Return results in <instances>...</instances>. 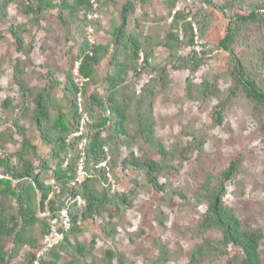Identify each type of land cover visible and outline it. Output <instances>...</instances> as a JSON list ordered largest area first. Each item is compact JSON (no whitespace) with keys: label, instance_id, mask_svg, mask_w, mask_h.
<instances>
[{"label":"trees","instance_id":"16d2710c","mask_svg":"<svg viewBox=\"0 0 264 264\" xmlns=\"http://www.w3.org/2000/svg\"><path fill=\"white\" fill-rule=\"evenodd\" d=\"M149 1L124 0L121 4L120 0H100L95 9L90 0H18V9L27 21L11 25L9 34L22 57L12 64V83L17 88L20 102L16 103L14 98L0 100V149H4L7 142L14 144L15 135L21 136L23 141L20 150L0 157V170L8 177L0 183V264L16 259L24 248L28 249L24 264L36 260L37 253L43 248V237L48 232V224L39 218V213L45 209L50 196V213L57 212L78 197L83 203L70 206L72 225L65 241L42 257L41 264H81L92 256L97 242L93 240L87 244L79 238L89 232L92 223L100 224L102 234L116 242L118 230L110 226L116 218L125 216L134 208L135 193L113 192L108 173L112 180L118 169L144 173L151 188L165 195L160 176L175 169L172 164L176 159L182 158V164L187 160V154L203 148V143L193 136L188 147L180 145L173 151L166 150L155 137V121L151 113L153 103L146 112L140 110L143 101L154 96L153 87L167 81L168 67L190 72L185 89L188 100L198 99L202 104L217 101L211 111V120L216 126L223 125L233 99L244 96L259 115V129L264 141V90L258 82V77L264 75V0H232L222 4L216 0H196L204 6L196 14L176 12L179 0H163L172 21L162 39L145 36L143 22L136 18L138 8L143 10ZM13 2L0 0V41L5 40L1 26ZM205 8H212L229 20L226 36L218 48L229 55L230 70L225 75L203 76L202 84L196 89L193 76L204 67L207 55L195 49L189 56H180V53L196 46L195 25L200 38L205 39L212 23ZM106 9L108 12L115 10L118 16L108 29L104 25L108 17ZM94 14L96 18L90 19L89 16ZM51 17H56L61 26L64 43L73 44L65 53L69 57L67 68L62 70L65 80H57L54 72L48 71L43 76L45 86L34 91L31 86L27 87L25 77L29 76V68H36L31 57L36 34H49L50 30L44 24ZM90 29L94 31L95 45L90 42ZM254 32L258 37L256 41L250 39ZM43 41L42 50L47 51L46 41ZM239 45L251 47V68L237 56L235 48ZM158 48L169 51L162 67L154 62ZM141 55L144 56L142 65L139 64ZM109 56L107 72L100 76L98 68ZM77 62H81V75L90 80L82 92L83 113L77 98L79 86L73 76ZM3 66L0 64V92L6 75ZM40 67L47 69L45 65ZM131 72L137 78L142 72L156 74L151 81L153 87H145L139 95L136 92L127 95ZM222 79L230 84L227 90L220 88ZM99 84L103 93L96 90L90 94V87ZM58 91L60 96L55 93ZM84 114L91 120L84 136L89 142L85 148L87 178L82 185L74 187L72 181L78 176L80 159L79 144L84 137L73 135L79 130ZM27 118H31L43 143L52 146L49 159L42 158L38 147L25 136L27 128L22 122ZM133 122L137 128L129 129ZM10 125L15 130L14 135L8 128ZM137 139L156 151L160 161L153 160L144 145L139 148L141 157H136L131 142ZM244 159V154L236 157L220 173L200 184L194 205L206 209L192 232L193 237L200 238L201 242L191 254L189 264H218L224 258H227L225 264H262L264 230L245 228L242 218L225 203L228 189L239 176ZM67 160L69 165L65 167ZM104 162H107V168L100 167ZM46 177L51 184H47ZM174 196L189 201L183 192H174ZM214 233L217 234L215 237L212 236ZM7 239H12L11 251L5 248ZM160 248L154 264H169L171 257L166 248L163 245ZM232 248L238 250L237 256H231ZM64 255L70 260L63 262ZM102 264H125V260L114 250L107 249Z\"/></svg>","mask_w":264,"mask_h":264},{"label":"rangeland","instance_id":"374dc122","mask_svg":"<svg viewBox=\"0 0 264 264\" xmlns=\"http://www.w3.org/2000/svg\"><path fill=\"white\" fill-rule=\"evenodd\" d=\"M216 1L218 4H222L232 0ZM120 3H124V0H120ZM18 8V0H14L8 11L9 15L1 26L5 40L0 41V64H4L6 72L1 83L3 89L0 92V100L14 98L16 103L20 102V97L17 88L12 83V64L22 57L16 51L15 43L9 34V28L11 25L27 21ZM201 8L204 6L196 0H179L176 12L196 14L202 10ZM114 11L111 9L108 12L106 9L108 17L105 19L104 25L107 29L112 25L113 19L116 20L118 17ZM205 11L212 21L205 39L200 38L195 25L196 46L183 49L180 53V56H189L195 49L197 52L207 55L204 67L193 76L196 89L202 84L203 76L208 74L225 75L230 70L229 55L218 48L219 42L226 36L229 20L212 8H205ZM136 18L143 22L145 36L155 38L159 36L160 39L164 37L172 21L163 0H150L143 10L139 7ZM56 19V17H51L44 24L50 30L49 34L40 32L34 39L35 50L31 57L39 65H35L36 68H29V76L25 77L27 87L31 86L34 91H40L44 87L42 82H45L43 80L45 78L43 76H46L48 71L54 72L53 75L57 79L65 80L62 70L67 68L69 59L65 53L73 44L72 42L64 43L61 38L62 28ZM257 38V33H252L250 39L256 41ZM43 40L46 41L44 45L47 51L42 50ZM28 41L31 39L28 38ZM250 50L251 47L247 45H239L235 48L237 56L249 68H251L252 61ZM110 57L100 64L98 68L100 76L106 74ZM168 57V50L158 48L155 51L154 62L162 67ZM25 64L29 66L27 62ZM139 64L144 63L139 62ZM42 65L47 66V69H42L40 67ZM167 69V81L154 87L151 85V81L156 77V74L142 72V75L137 78V75L131 72L128 79L130 89L126 93L132 96V92H136L139 95L145 87L149 85L153 87L154 96L147 97L140 110L143 113L146 112L150 103H153L151 113L155 121V137L166 150L173 151L180 145L188 147L193 142V136L203 143V148L201 151L196 150L190 155L187 154V160L182 164H180L182 158L176 159L172 164L175 169L168 170L167 173L160 176V183L165 185V195L158 194L151 188L144 173L130 170L123 172L118 169L115 174L116 178H113L116 191L120 193L134 192V208L125 216L116 218L110 226V228L118 230L115 243L102 234L100 224L89 225V232L79 238L87 244L95 240L97 247L94 254L81 264H102L103 255L107 249L117 252L125 260V264H154L160 255L161 245L166 248V252L171 257L169 264H189L191 254L196 245L201 242L200 238L193 237L192 232L200 214L206 209L205 206L196 208L194 205L199 186L209 177L220 173L228 162L242 154L245 159L241 172L235 183L229 187L225 203L242 218L245 228L252 231L264 230V141L259 129V115L244 96H239L234 98L230 104L223 125L216 126L211 120V111L217 105V101L202 104L198 99L188 100L185 89L190 72L188 70L175 71L172 67ZM258 82L264 90V75L258 77ZM33 83L35 84L33 85ZM229 86L230 84L224 79L220 81L222 90H227ZM96 90L100 94L103 93L100 84L96 87L92 85L89 92L90 94L95 93ZM55 93L60 96V91ZM30 98L32 100V97ZM30 120L31 118H27L22 122L28 128L25 136L40 147V154L43 158L49 159L52 146L41 144L37 128ZM7 123L10 124V121ZM8 128L14 135V128L11 125ZM136 128L135 122L129 127V129ZM15 137L17 140L14 144L0 149L2 155L11 154L21 149V137L16 135ZM143 145L150 157L159 162L160 156L156 151L143 144L140 139L131 142L136 157H141L139 148ZM46 181L47 184L52 183L47 177ZM174 192H183L188 196L189 201L174 196ZM36 232H39V228H36ZM214 235L217 234H212L213 237H215ZM4 245L8 251H11L13 249L12 239H7ZM27 251V248L21 249L20 255L16 259L8 261V264H24ZM237 252V249L232 248L230 254L237 256ZM261 258L262 264H264V243L261 247ZM69 260V256H63V262ZM226 260L227 258H224L218 264H225Z\"/></svg>","mask_w":264,"mask_h":264},{"label":"built area","instance_id":"2783aa9c","mask_svg":"<svg viewBox=\"0 0 264 264\" xmlns=\"http://www.w3.org/2000/svg\"><path fill=\"white\" fill-rule=\"evenodd\" d=\"M99 1L100 0H90L91 4L94 6L95 9L99 7ZM89 18H96V14L90 15ZM94 31L93 29L89 30L90 35V42L92 45L96 44V41L93 39ZM144 56L141 55L140 63H143ZM81 62H77L74 69H73V76L75 79L76 84L79 86V93H78V103L80 107V112L83 113V89L85 88L86 84L90 82L88 78H84L81 75L80 72ZM91 120L87 114L83 115V118L80 123L79 130L73 135V137L81 138L84 137L87 134V125L90 123ZM87 138H83L79 144V150H80V159L78 164V176L75 180L72 181V186H80L83 184V182L87 178V173L85 171V160H86V152L85 148L88 145ZM0 157H2V154L0 153ZM69 160L66 161L65 167H68ZM100 167L107 168V162H104L100 165ZM109 178L110 184H112V191H116V186L111 178L110 173L107 174ZM6 175L3 173V171L0 170V183L2 180L6 179ZM57 191L60 192V189L56 187ZM52 196H50L49 200L45 202V209L42 210L39 213V218L46 220V223L48 224V232L44 235L42 240L43 248L37 253L36 260L33 261L32 264H41V259L44 257L47 253H49L52 249L62 245L65 241V237L67 232L70 230L72 222L71 217L69 214V208L73 203H77L78 205H82L83 200L81 197H78L73 202H67L66 206H64L62 209L58 210L55 213H50L49 204L50 199Z\"/></svg>","mask_w":264,"mask_h":264},{"label":"crops","instance_id":"0c3cea01","mask_svg":"<svg viewBox=\"0 0 264 264\" xmlns=\"http://www.w3.org/2000/svg\"><path fill=\"white\" fill-rule=\"evenodd\" d=\"M34 62V61H33ZM34 65H39V64H37L36 62H34ZM57 80H59V81H62V80H60V79H57ZM45 81V80H44ZM36 82H38V81H36ZM35 82V83H36ZM35 83H33V85L35 84ZM42 84L45 86V84H46V81L45 82H42ZM40 86V85H39ZM29 87V86H28ZM28 129V128H27ZM0 131H1V129H0ZM16 136H18V135H16ZM18 137H21V136H18ZM15 139V141L17 140L16 139V137L14 138ZM41 140V139H40ZM22 141H23V138L21 137V142H20V147H21V145H22ZM11 144H13V143H11V142H7L6 144H5V146L7 147V146H11ZM34 144V143H33ZM41 144H43L44 146H46L44 143H43V141L41 140ZM34 146H36V147H38V149H39V152H40V147L37 145V144H34ZM15 152H17V151H15ZM15 152H13V153H15ZM6 155V154H5ZM5 155H2V158H4V156ZM43 158V157H42ZM49 158H50V156H49ZM44 159H46V158H44Z\"/></svg>","mask_w":264,"mask_h":264}]
</instances>
